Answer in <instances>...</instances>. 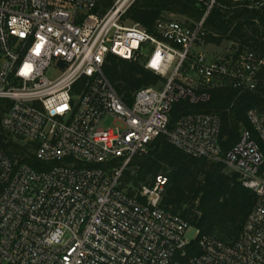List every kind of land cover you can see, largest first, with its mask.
<instances>
[{
    "label": "built area",
    "instance_id": "1",
    "mask_svg": "<svg viewBox=\"0 0 264 264\" xmlns=\"http://www.w3.org/2000/svg\"><path fill=\"white\" fill-rule=\"evenodd\" d=\"M135 1L113 0L103 13L96 0H0V129L38 163L0 151V264H264V115L249 110L252 131L241 128L226 152L216 114H187L169 128L174 104L206 103L225 83L264 96V59L253 51L211 60L193 51L221 1L247 0H194L204 8L198 23L159 20L157 35L126 19ZM250 1L264 15V0ZM108 55L162 81L127 105L102 72ZM159 136L222 163L254 192L234 242L202 236L200 253L186 257L190 226L162 207L167 177L132 194L123 186L132 159Z\"/></svg>",
    "mask_w": 264,
    "mask_h": 264
},
{
    "label": "trees",
    "instance_id": "2",
    "mask_svg": "<svg viewBox=\"0 0 264 264\" xmlns=\"http://www.w3.org/2000/svg\"><path fill=\"white\" fill-rule=\"evenodd\" d=\"M96 1L103 13L113 3V0ZM165 14L185 17L187 24H194L203 17L204 8L194 0H136L127 11L126 19L157 35L156 24L164 20ZM203 26L204 44L218 46L227 42L234 46V51L249 49L264 59V15L252 7V1H221L209 13ZM102 72L127 105L132 103L137 90L162 81L141 65L113 55L106 57ZM259 74L264 75V67ZM86 82V78L81 79L75 90L80 91ZM209 94L210 100L206 103L191 105L188 101H180L174 104L169 128L187 114H216L221 119L220 141L226 152L238 141L241 128L252 131L247 118L249 110L256 109L264 115V96L259 87L256 91H246L230 83L210 89ZM0 151L13 160L38 167L30 147L9 138L2 129ZM227 170L222 163L191 157L171 145L165 136H159L147 153L132 159L123 186L132 194V188L155 175L167 177L162 207L198 232L185 249L189 257L200 253L197 242L202 236H211L224 243L234 242L256 203L254 192L242 185L236 173Z\"/></svg>",
    "mask_w": 264,
    "mask_h": 264
},
{
    "label": "rangeland",
    "instance_id": "3",
    "mask_svg": "<svg viewBox=\"0 0 264 264\" xmlns=\"http://www.w3.org/2000/svg\"><path fill=\"white\" fill-rule=\"evenodd\" d=\"M164 19L177 21L180 23H185L187 21V18L173 14H165ZM233 47L234 46L231 43H227V42H223L218 46L212 44H204L203 42H201L194 47L193 51L195 53H202L208 60H211L222 57L228 51H232ZM227 172H230V170H227ZM196 237H197L196 230L190 227L185 234V239L190 242L193 241Z\"/></svg>",
    "mask_w": 264,
    "mask_h": 264
}]
</instances>
